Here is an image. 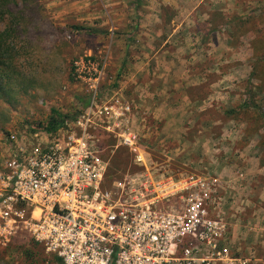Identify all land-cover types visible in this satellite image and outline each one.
<instances>
[{"label": "rangeland", "instance_id": "1", "mask_svg": "<svg viewBox=\"0 0 264 264\" xmlns=\"http://www.w3.org/2000/svg\"><path fill=\"white\" fill-rule=\"evenodd\" d=\"M9 12L0 23L13 55L0 69V163L84 114L88 88L72 63L90 54L105 60L97 104L132 107L150 165L166 177L216 178L219 195L231 176L248 194L243 215L264 228V76H252L264 72V0H20ZM49 122L57 134L38 131ZM113 162L130 157L121 150ZM239 201L222 196L230 226ZM25 240L0 249V264H45Z\"/></svg>", "mask_w": 264, "mask_h": 264}, {"label": "built area", "instance_id": "2", "mask_svg": "<svg viewBox=\"0 0 264 264\" xmlns=\"http://www.w3.org/2000/svg\"><path fill=\"white\" fill-rule=\"evenodd\" d=\"M104 68L90 54L74 60L87 110L65 133L36 136L0 163V249L22 237L45 264H249L228 245L219 181L161 175L131 130L132 107L97 104ZM120 150L130 162L110 174Z\"/></svg>", "mask_w": 264, "mask_h": 264}, {"label": "crops", "instance_id": "3", "mask_svg": "<svg viewBox=\"0 0 264 264\" xmlns=\"http://www.w3.org/2000/svg\"><path fill=\"white\" fill-rule=\"evenodd\" d=\"M252 173L254 172L252 171ZM227 177L230 179L229 181L222 182L221 187L225 189V194L223 195L222 193L224 192H222L221 197H224L227 193H231L233 199L236 195L240 199L238 202L239 205L236 207V215L231 216L233 222H235L230 226V240L228 245L235 254L245 258L249 263L264 264V258L258 257V254H264V228H258L261 224L258 221L255 222L257 219L253 216L246 218V216L243 215L244 207L248 205L245 203L246 200L244 199V196H247L248 194L244 193V190L237 187L236 183L238 180L233 184L232 180L234 178L231 179V176Z\"/></svg>", "mask_w": 264, "mask_h": 264}, {"label": "trees", "instance_id": "4", "mask_svg": "<svg viewBox=\"0 0 264 264\" xmlns=\"http://www.w3.org/2000/svg\"><path fill=\"white\" fill-rule=\"evenodd\" d=\"M17 1H20V0H0V23L3 21V19H4V17L6 15L11 16V13L9 12V7L12 4L16 5ZM13 25H16V22H13ZM8 30H10V29L9 28H5V30L3 32H0V69L2 67H6L5 62L8 65H10L9 61L12 62V58H13L12 53L8 50L7 45L5 44V38L4 37H9L10 33H11ZM257 69L258 68L255 67L254 71L252 72V76H259V77L264 76V72H260V70H257ZM263 82H264V80H263ZM89 102H90L89 98H86L84 100L83 107H82L83 110H85L88 107ZM56 123L57 122H51V123L49 122V124L47 125L46 128H44L43 126H38L37 127L38 131L46 132V133L57 132L58 125ZM113 144H114L113 141H108V142H106L103 145L111 146ZM119 152H117V154ZM126 166H127V163H125V164H116L115 162H113L112 170L110 171L111 172L110 174H114L115 172H118L120 170L123 171V170H125ZM25 241H26V245L30 244V246H32V253L33 252H37V253H41L42 254L41 249L39 247H37V245L33 244L31 240L26 239Z\"/></svg>", "mask_w": 264, "mask_h": 264}]
</instances>
